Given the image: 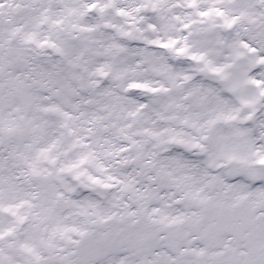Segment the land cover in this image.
I'll return each instance as SVG.
<instances>
[{"label": "snow or ice", "instance_id": "6c2138e0", "mask_svg": "<svg viewBox=\"0 0 264 264\" xmlns=\"http://www.w3.org/2000/svg\"><path fill=\"white\" fill-rule=\"evenodd\" d=\"M0 264H264V0H0Z\"/></svg>", "mask_w": 264, "mask_h": 264}]
</instances>
